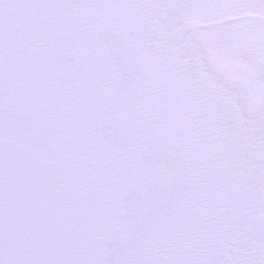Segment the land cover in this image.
<instances>
[{
    "label": "snow or ice",
    "instance_id": "6c2138e0",
    "mask_svg": "<svg viewBox=\"0 0 264 264\" xmlns=\"http://www.w3.org/2000/svg\"><path fill=\"white\" fill-rule=\"evenodd\" d=\"M0 264H264V0H0Z\"/></svg>",
    "mask_w": 264,
    "mask_h": 264
}]
</instances>
